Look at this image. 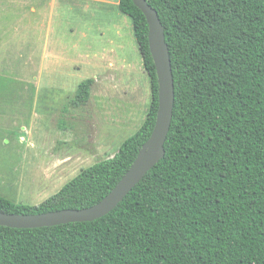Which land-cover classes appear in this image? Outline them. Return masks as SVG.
<instances>
[{
	"label": "trees",
	"instance_id": "trees-1",
	"mask_svg": "<svg viewBox=\"0 0 264 264\" xmlns=\"http://www.w3.org/2000/svg\"><path fill=\"white\" fill-rule=\"evenodd\" d=\"M165 28L175 105L164 157L107 215L34 229L0 226V264H264V0H147ZM131 18L151 103L113 157L35 205L0 195V211L39 214L100 202L150 137L158 80L146 16ZM94 78L71 100L86 105Z\"/></svg>",
	"mask_w": 264,
	"mask_h": 264
},
{
	"label": "rangeland",
	"instance_id": "rangeland-1",
	"mask_svg": "<svg viewBox=\"0 0 264 264\" xmlns=\"http://www.w3.org/2000/svg\"><path fill=\"white\" fill-rule=\"evenodd\" d=\"M91 11L80 0H0V195L15 203L56 194L146 118L151 80L131 18L113 4ZM88 78L89 102L72 106Z\"/></svg>",
	"mask_w": 264,
	"mask_h": 264
},
{
	"label": "water",
	"instance_id": "water-1",
	"mask_svg": "<svg viewBox=\"0 0 264 264\" xmlns=\"http://www.w3.org/2000/svg\"><path fill=\"white\" fill-rule=\"evenodd\" d=\"M133 1L146 16L148 22L149 48L158 80V111L150 137L143 144L131 167L120 181L97 204L83 209H62L39 214H15L0 211V226L34 229L99 219L114 210L164 157L165 143L170 131L175 105V84L170 50L166 42L165 28L157 10L147 0Z\"/></svg>",
	"mask_w": 264,
	"mask_h": 264
},
{
	"label": "crops",
	"instance_id": "crops-1",
	"mask_svg": "<svg viewBox=\"0 0 264 264\" xmlns=\"http://www.w3.org/2000/svg\"><path fill=\"white\" fill-rule=\"evenodd\" d=\"M119 1L120 0H80V2L84 4V9L86 12L92 10L91 14L93 18H96L98 14V7H103L105 4H113L119 8ZM92 6H94V8H92ZM115 27H118V24H115Z\"/></svg>",
	"mask_w": 264,
	"mask_h": 264
}]
</instances>
